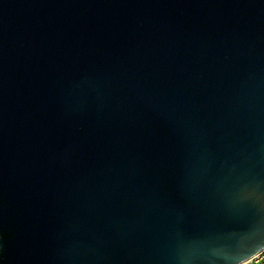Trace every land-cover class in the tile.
<instances>
[{
    "label": "water",
    "instance_id": "1",
    "mask_svg": "<svg viewBox=\"0 0 264 264\" xmlns=\"http://www.w3.org/2000/svg\"><path fill=\"white\" fill-rule=\"evenodd\" d=\"M263 248L264 0H0V264Z\"/></svg>",
    "mask_w": 264,
    "mask_h": 264
},
{
    "label": "built area",
    "instance_id": "2",
    "mask_svg": "<svg viewBox=\"0 0 264 264\" xmlns=\"http://www.w3.org/2000/svg\"><path fill=\"white\" fill-rule=\"evenodd\" d=\"M241 264H264V248L258 254Z\"/></svg>",
    "mask_w": 264,
    "mask_h": 264
}]
</instances>
